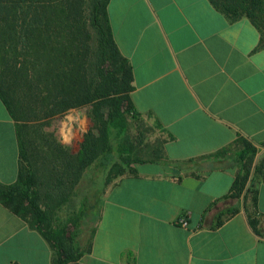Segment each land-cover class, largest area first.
<instances>
[{
    "label": "crops",
    "instance_id": "obj_1",
    "mask_svg": "<svg viewBox=\"0 0 264 264\" xmlns=\"http://www.w3.org/2000/svg\"><path fill=\"white\" fill-rule=\"evenodd\" d=\"M107 13L132 69L133 109L159 126L162 150L105 186L87 252L70 264H264V174L254 178V200L227 197L238 140L256 148L254 163L264 157L257 30L209 0H109ZM19 162L16 123L0 99V184L16 181ZM40 169L42 178L51 167ZM53 254L0 203V264H53Z\"/></svg>",
    "mask_w": 264,
    "mask_h": 264
},
{
    "label": "trees",
    "instance_id": "obj_2",
    "mask_svg": "<svg viewBox=\"0 0 264 264\" xmlns=\"http://www.w3.org/2000/svg\"><path fill=\"white\" fill-rule=\"evenodd\" d=\"M209 2L232 21L247 19L264 47V0ZM108 3L109 0H0V45L21 43L28 98L45 102L46 117L62 116L72 109H90L93 126L83 134L77 155H65L57 146L51 153L61 161V169L53 165L48 176L38 180L29 160L31 147L24 127L18 124L8 95L0 86V99L16 123L20 158L16 181L0 184V203L43 235L53 250V264L74 263L87 252L88 244L80 240L83 231L79 221L85 218L84 224H94L97 213L89 218L82 207L77 216L66 221L55 217L70 202L85 171L95 162L109 167L107 185L132 172V164L161 156L162 141L150 146L128 135L129 121L137 123L139 115L130 98L132 69L114 42ZM237 144L235 155L240 168L227 197H242L244 203L247 194H252L254 200V178L264 173V157L254 163L256 148L245 139H239ZM222 215L217 216L216 226L221 224ZM249 225L256 231L255 219L249 217Z\"/></svg>",
    "mask_w": 264,
    "mask_h": 264
},
{
    "label": "rangeland",
    "instance_id": "obj_3",
    "mask_svg": "<svg viewBox=\"0 0 264 264\" xmlns=\"http://www.w3.org/2000/svg\"><path fill=\"white\" fill-rule=\"evenodd\" d=\"M20 46V42L14 46L12 43L0 45V86L2 85L8 95L18 124L24 127L25 136L31 147L29 160L32 162L33 175L39 180L41 179L40 168L44 165L47 164L50 167L55 165L58 170L61 169L59 167L61 161L55 159L51 152L55 153L57 149H60L65 155H77L83 134L93 125L89 116V107L72 109L62 116L46 117L45 102L42 100L40 103L39 99L34 101L28 98L29 89L25 83L24 58L20 55ZM73 117L77 119L74 120ZM128 135L135 142L143 141L145 145L150 146L160 141L162 137L161 131L154 123L141 120L137 123L129 121ZM108 171L109 167H103L98 162L93 163L75 188L70 202L57 211L55 217L62 222L66 221L74 215L77 216L79 210L84 207L86 213H89L88 217L92 218L97 213L98 200L103 195ZM81 221L79 222L83 232L80 240L84 243L88 237L87 230L91 227V222L87 221V224H84L85 218Z\"/></svg>",
    "mask_w": 264,
    "mask_h": 264
},
{
    "label": "built area",
    "instance_id": "obj_4",
    "mask_svg": "<svg viewBox=\"0 0 264 264\" xmlns=\"http://www.w3.org/2000/svg\"><path fill=\"white\" fill-rule=\"evenodd\" d=\"M263 174H264V173H263ZM179 223H180L182 226H186V224H187L184 220L179 221Z\"/></svg>",
    "mask_w": 264,
    "mask_h": 264
}]
</instances>
